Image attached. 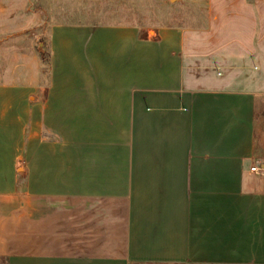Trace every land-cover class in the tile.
I'll use <instances>...</instances> for the list:
<instances>
[{"label":"crops","instance_id":"crops-1","mask_svg":"<svg viewBox=\"0 0 264 264\" xmlns=\"http://www.w3.org/2000/svg\"><path fill=\"white\" fill-rule=\"evenodd\" d=\"M180 2L0 82V264H264V0Z\"/></svg>","mask_w":264,"mask_h":264},{"label":"rangeland","instance_id":"rangeland-1","mask_svg":"<svg viewBox=\"0 0 264 264\" xmlns=\"http://www.w3.org/2000/svg\"><path fill=\"white\" fill-rule=\"evenodd\" d=\"M180 0H0V82L26 63L36 67L39 56L38 32L44 23H181L184 9ZM9 23H6V22ZM37 41L32 47L28 39ZM31 49V51L29 50ZM29 59L23 60L28 54ZM47 68V56L42 62ZM1 264L2 261H1Z\"/></svg>","mask_w":264,"mask_h":264},{"label":"built area","instance_id":"built-area-1","mask_svg":"<svg viewBox=\"0 0 264 264\" xmlns=\"http://www.w3.org/2000/svg\"><path fill=\"white\" fill-rule=\"evenodd\" d=\"M250 171L254 174L262 175L264 176V165L261 164H253L250 168Z\"/></svg>","mask_w":264,"mask_h":264}]
</instances>
